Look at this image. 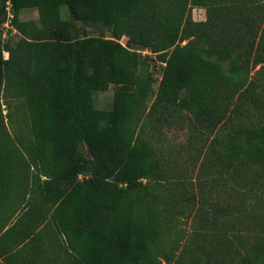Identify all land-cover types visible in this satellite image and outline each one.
<instances>
[{
    "label": "trees",
    "instance_id": "16d2710c",
    "mask_svg": "<svg viewBox=\"0 0 264 264\" xmlns=\"http://www.w3.org/2000/svg\"><path fill=\"white\" fill-rule=\"evenodd\" d=\"M0 264H264V0H0Z\"/></svg>",
    "mask_w": 264,
    "mask_h": 264
},
{
    "label": "rangeland",
    "instance_id": "374dc122",
    "mask_svg": "<svg viewBox=\"0 0 264 264\" xmlns=\"http://www.w3.org/2000/svg\"><path fill=\"white\" fill-rule=\"evenodd\" d=\"M66 8H62V14L65 15ZM192 17L194 21H205L207 19L206 10L195 8L192 10ZM39 18V13L37 9H27L21 12V20L23 21H37ZM2 32L4 33L5 41L11 39H17V31H14L12 34L9 33L8 27L2 25ZM89 34L95 36L98 34L96 30H89ZM127 38H123L121 43L126 45ZM147 54V53H145ZM152 55V54H150ZM5 58H8V54H4ZM153 60L145 62L142 64L141 69L143 73H149L153 75L155 79V88L158 87L161 80V74L159 73V65L154 55L151 56ZM255 71L253 72V74ZM94 99L96 107L101 110H110L113 107L114 100V88L110 87L106 92H95ZM5 114H7L6 105L3 106ZM157 145L161 149L160 155L163 158H166L169 161H172V171L173 175H184L190 182V188H194V192L198 193V184L200 180L204 182L206 179L205 176L201 175L202 165L204 164V157L207 151V148H204L201 155H198L197 151L194 149H189L188 147V133L185 130L183 125H180L174 122L172 125L165 127L162 130V133L157 132ZM174 161V162H173ZM203 174V173H202ZM210 178V177H209ZM207 182V181H206ZM209 183V182H208ZM209 185V184H208ZM205 195L208 192V186L204 187ZM218 194V191H217ZM213 200H217L213 198ZM195 211V210H194ZM180 228L184 231L185 235H190L193 224H192V214L191 218H184L181 221Z\"/></svg>",
    "mask_w": 264,
    "mask_h": 264
},
{
    "label": "built area",
    "instance_id": "2783aa9c",
    "mask_svg": "<svg viewBox=\"0 0 264 264\" xmlns=\"http://www.w3.org/2000/svg\"><path fill=\"white\" fill-rule=\"evenodd\" d=\"M8 4V11H9V17H8V20L7 22L4 24V26L8 27V28H11L10 25H11V19L13 18V14L12 12L10 11V2L7 3ZM5 37V36H4Z\"/></svg>",
    "mask_w": 264,
    "mask_h": 264
}]
</instances>
